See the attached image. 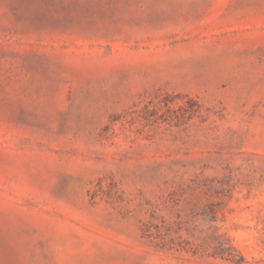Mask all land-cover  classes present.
Segmentation results:
<instances>
[{
  "label": "rangeland",
  "instance_id": "1",
  "mask_svg": "<svg viewBox=\"0 0 264 264\" xmlns=\"http://www.w3.org/2000/svg\"><path fill=\"white\" fill-rule=\"evenodd\" d=\"M0 264H264V0H0Z\"/></svg>",
  "mask_w": 264,
  "mask_h": 264
}]
</instances>
